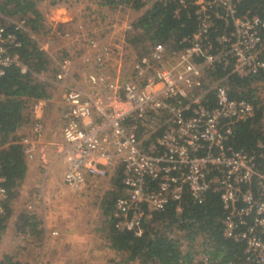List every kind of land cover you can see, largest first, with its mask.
I'll return each instance as SVG.
<instances>
[{
  "label": "built area",
  "instance_id": "1",
  "mask_svg": "<svg viewBox=\"0 0 264 264\" xmlns=\"http://www.w3.org/2000/svg\"><path fill=\"white\" fill-rule=\"evenodd\" d=\"M76 1L50 3L43 12L47 28L38 32L25 18L0 12V76L12 65L27 70L18 51L25 33L50 57V68L34 74L63 84L56 145L65 161L63 183L92 190L118 174L111 217L117 230L135 235L169 203L180 212L185 192L201 203L212 191L221 201L223 235L243 243L246 264H264V138L252 149L234 144L238 124L254 116L255 105L231 96L227 86L232 74L264 72V17L241 8L242 0H175L173 14L185 8L196 26L175 41L135 47L126 38L135 17L122 4L81 0L98 6L84 9L91 23L61 27L51 11ZM155 1L171 0H140L141 7ZM218 64L224 72L215 75ZM47 98L29 104L31 120L18 139L25 160L39 159L43 171L48 161L38 112ZM3 180L0 175V213L8 196ZM38 187L43 200V182ZM196 258L210 264L208 255Z\"/></svg>",
  "mask_w": 264,
  "mask_h": 264
},
{
  "label": "trees",
  "instance_id": "2",
  "mask_svg": "<svg viewBox=\"0 0 264 264\" xmlns=\"http://www.w3.org/2000/svg\"><path fill=\"white\" fill-rule=\"evenodd\" d=\"M108 6L122 4L133 12L142 9L140 0H101ZM54 3L55 0H0V12L9 16L25 18L32 31L46 27L43 11L37 4ZM176 1L166 3L155 1L141 10L134 18V30L126 34L135 47L155 39L175 41L180 35L191 31L196 22L188 17L187 10L181 9L179 16L173 14ZM251 8L264 17V4L259 0H242L241 8ZM23 44L18 48L27 70L22 72L18 66L6 68L0 76V175L7 189L4 211L0 213V234L6 226L11 212L12 200L18 193L26 173V160L18 142V130L31 120L28 106L39 97H47L51 86L40 81L34 73L50 68L47 52L20 33ZM264 43V30H263ZM264 57V50L262 52ZM217 65L215 75L222 74ZM264 80V72L240 77L235 74L227 80L228 90L233 97H246L255 105L253 117L241 121L233 137L236 145L247 149L254 147L256 138H264V107L258 96L257 82ZM110 189L101 202V214L106 244L113 249L114 264H205L196 255H208L210 264H246L243 243L225 237L222 232L223 210L219 196L208 191L203 202H194L187 192L181 201L182 210L177 212L174 203L155 212L143 223V232L135 235L130 231H120L114 227L111 209L115 197L120 193L119 175L111 178ZM0 264H22L13 252L0 258Z\"/></svg>",
  "mask_w": 264,
  "mask_h": 264
},
{
  "label": "crops",
  "instance_id": "3",
  "mask_svg": "<svg viewBox=\"0 0 264 264\" xmlns=\"http://www.w3.org/2000/svg\"><path fill=\"white\" fill-rule=\"evenodd\" d=\"M39 5L37 4V7ZM74 5L75 9L60 6L51 11L52 16L60 20L61 27H74L78 25L77 23L90 24L91 22L85 17L84 9L98 8L96 4L81 0L76 1ZM64 45L66 49L72 51L71 43L66 41ZM62 85L58 83L50 86L48 98L38 112L44 124V132L40 140L46 144L48 171H43L42 163L37 158L26 161L25 177L16 197L12 200L11 212L3 230L7 236L12 235L15 242L12 246H2V249L6 253L10 249L14 250L15 258L22 264H114L112 259L116 257V253L106 244L100 229L103 225L93 230L82 229L80 226L76 227L77 221L69 226L68 218H63L68 211L59 209L53 214L49 204L51 199L47 195L43 200L38 198V186L41 182L46 185L45 188H48L56 183L57 177L58 182L63 181L65 161L56 150L57 143L62 142L63 120L60 111ZM27 129L28 127L22 126L18 133L21 135ZM27 190H29L28 196ZM28 203L32 204L31 209L27 207ZM54 230L56 233H52Z\"/></svg>",
  "mask_w": 264,
  "mask_h": 264
},
{
  "label": "rangeland",
  "instance_id": "4",
  "mask_svg": "<svg viewBox=\"0 0 264 264\" xmlns=\"http://www.w3.org/2000/svg\"><path fill=\"white\" fill-rule=\"evenodd\" d=\"M75 5L73 3L67 8L74 7L75 9ZM39 8L43 12L48 14L51 6L46 2H42L40 3ZM107 10L108 8L105 9V11ZM141 10H143V8L138 10V12L136 13H131L132 17H136L137 15H139L141 13ZM111 12L112 10L109 13ZM257 89L260 103L264 107V80L257 82ZM111 184V179L104 180V182H101L98 187H95V189L93 188L90 191L87 189V191H77L68 188L62 180L58 182L57 177L56 183L50 185L48 188H45L46 185H44L43 191L44 196L47 195L51 199L49 204L50 209L53 211V214H55V211H58L59 209H64L68 212H65L63 218H68L69 226L73 225V222L78 221L76 223V227L80 226V228L82 229L90 228V230H93L98 228L100 225H103V222L101 220L102 214L100 205L105 197V194L110 189H112ZM23 191L25 190L23 189ZM34 192L35 190H33V193ZM26 195H29V190H27ZM4 233L5 232L2 231V233L0 234V249L2 250H0V258L3 256V254L6 253L5 250L2 249V246H12L15 242V238H13L12 235L7 236ZM9 252H13L14 255V250L10 249Z\"/></svg>",
  "mask_w": 264,
  "mask_h": 264
}]
</instances>
